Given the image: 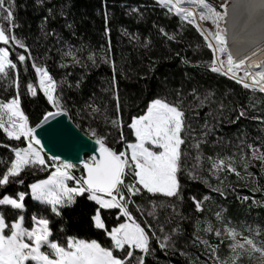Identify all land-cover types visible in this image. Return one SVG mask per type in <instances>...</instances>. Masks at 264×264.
<instances>
[{"label":"snow or ice","instance_id":"6c2138e0","mask_svg":"<svg viewBox=\"0 0 264 264\" xmlns=\"http://www.w3.org/2000/svg\"><path fill=\"white\" fill-rule=\"evenodd\" d=\"M155 2L165 9L166 13L174 14L199 31L206 41L207 48L212 52L209 62L211 72L223 73L245 89L264 93V71L253 72L244 67L247 57L237 60L229 50L227 25L230 0H224L219 5H214L210 0ZM44 3L45 0H36L37 5L42 6ZM17 8L16 0H0V21L3 22L0 23V44L3 45L0 46V77H13L15 86L11 97L0 100V131L8 141L19 144L26 142V146H13L11 143L0 141V148H6L10 153L7 159L0 157V264H147V258L157 251L153 243L165 252L177 251L172 234L162 237L157 235L156 228L150 222L141 221L134 214H143L136 198L148 195L153 209H175V204H165L163 201L157 204L152 197L183 200L181 173L186 172L192 180L199 179L196 165L193 164L189 168L188 161L202 159L200 146L208 142L209 134L217 128L216 123L210 126L208 118L217 120L219 117V122L223 121V102H220L218 110L205 114V123L199 139L194 135L195 130L191 124L186 123V97L181 90H177L174 101L161 96L152 98L145 105L142 114L131 116L125 124L116 85V65L115 61H112L115 117L108 116L105 109L103 120L105 126L118 134L116 142L123 147L117 149L109 145L108 136L111 131L101 134L97 129L89 127V138L94 140L95 147L86 159L73 163L61 156L49 155L37 130L45 125L51 126V120L69 111L62 95L58 93L62 92L64 85L80 88L83 79L77 80L74 85L66 77L57 81L46 65L36 62L37 57L32 54L29 46L15 34V29L19 27L16 22ZM250 8L253 11H264V0H251ZM47 11L51 16L52 9L48 8ZM61 15H64L63 10ZM104 15L107 25L108 13L105 12ZM47 21L48 16L43 17L42 31ZM200 21H210L214 29L201 28ZM64 26L71 29L73 24L66 22ZM160 31L167 35L164 29L161 28ZM44 34L49 35L47 32ZM72 34L75 35L74 32ZM51 35L59 38L55 30ZM170 39L175 40V36ZM9 45L12 48L18 46L24 51L16 53L13 58ZM83 51V46L74 49L69 45L63 56L70 58L73 66L79 64L87 67L77 55ZM87 60L93 65L96 64L95 55L87 56ZM184 62L187 63V60ZM19 65H27L34 72V81L26 83V92L33 98L41 92L50 106V110L46 109L34 126L22 107ZM60 67L67 68L68 64L61 63ZM241 68L244 70L243 76L238 75ZM190 95L194 101H198L195 108L199 109L205 105L211 106L214 93L208 92L201 96L197 89L193 88ZM85 107L90 108L89 115L101 113L99 106ZM191 107L192 102L189 103V108ZM242 117L249 118L248 111L244 108L239 109L234 121L230 117L228 119L237 123ZM250 118L257 120L260 124L259 130L264 131V116ZM125 127L132 137L131 141L125 136ZM246 137L247 133H244L243 137H237L239 143L234 146L238 151L232 155L221 157L217 154L216 157H208L211 161L210 171L216 175L217 180L220 179L219 173L224 172L234 173L238 178L245 180L252 178V182L256 183L249 168L253 166L254 161H259L260 168L264 171V151L261 150L264 144L257 146L248 143ZM189 139L193 141L191 144ZM217 141L222 143L223 137H217ZM183 145H188V148H182ZM189 149L197 150L194 158ZM246 149L251 153L250 158ZM238 165L244 170L243 177L237 170ZM37 172L48 174L46 178L40 179L36 177ZM28 175H31L32 181L26 183L25 177ZM213 190L225 195L219 187ZM259 190L258 187L252 189L254 192ZM29 199L38 202L40 207L30 215L31 226H25L26 214L29 211L26 201ZM190 199L197 210H202L201 200L195 196ZM203 199L207 200L209 197L204 196ZM242 199L248 200L249 197ZM81 207H87V225L95 231L98 238L83 239L66 235L63 242L54 239V228L55 231L65 232L72 214ZM6 210H13L16 213L15 218L9 220L5 214ZM43 212L48 215L42 214ZM108 215L116 217L111 227L107 223ZM147 215L155 216L156 213L149 211ZM160 231L163 232L162 226ZM206 231L212 232L213 229L209 226ZM215 235L221 237L222 232L216 230ZM223 235L231 238L228 245L230 255L223 259L219 256V245H209L208 241H201L199 235L195 236L193 244L200 242L206 250L210 249V255L214 257L213 264H241L244 258L248 259L249 264H264V241L257 243L250 235L237 239L242 233L233 228H226Z\"/></svg>","mask_w":264,"mask_h":264},{"label":"trees","instance_id":"16d2710c","mask_svg":"<svg viewBox=\"0 0 264 264\" xmlns=\"http://www.w3.org/2000/svg\"><path fill=\"white\" fill-rule=\"evenodd\" d=\"M16 3V22L19 27L15 29V34L29 46L32 54L37 57L36 62L46 65L57 81L66 77L74 85L77 80L83 79L80 88L64 85L62 92L58 94L62 95L69 108L67 114L72 122L87 136H90L89 127L97 129L101 134L111 131L108 136L109 145L117 149L123 147L116 142L118 134L105 126L103 120L105 109L108 116L115 117L112 61H115L116 65V85L125 124L131 116L142 114L145 105L152 98L161 96L174 101L177 90H181L186 97V123L191 124L195 130L194 135L199 139L205 123V114L215 112L219 109L220 102H223V121L219 122V117L217 120L208 118L210 126L216 123L217 128L209 134L208 142L200 146L202 159L188 161L189 168L193 164L196 165L199 179L192 180L186 172L181 173L183 200L152 197L157 204L161 201L165 204H175V209H153L148 195L136 198V203L143 210V214L134 213L138 219L150 222L156 228L157 235L162 237L172 234L176 241L175 252L160 250L158 245L153 243L157 251L147 258V264H205V261L207 264H213L214 257L210 255V249L206 250L200 242L193 244V240L199 235L201 241L206 240L209 245H219V256L226 258L230 255L228 245L231 242L230 237L223 235L226 228H233L242 233L237 239L250 235L257 243L264 241V171L260 168V162L254 161L253 166L249 168L256 181L253 183L252 178L245 180L238 178L234 173L224 172L219 173L220 179L217 180L216 175L210 171L211 161L208 159L216 157L217 154L224 157L237 152L234 145L239 143L237 137H243L244 133H247L248 143L257 146L264 144V131L259 130L260 124L257 120L250 118L264 116V93L245 89L240 83L222 73L211 72L209 62L212 52L207 48L206 41L199 31L174 14L166 13L155 0H45L42 6L37 5L36 0H16ZM48 8L52 9L51 16L48 15ZM134 9L138 11H133ZM61 10L64 15H61ZM105 12L108 13L107 25ZM45 16H48V21L42 31L41 21ZM66 22L72 23L73 27H65ZM161 28L167 35L160 31ZM53 30L59 34V38L51 35ZM44 32L49 35L45 36ZM172 36H175V40L170 39ZM69 45L74 49L84 47L83 53L77 55L87 67L79 64L73 66L70 58L63 56ZM9 47L12 48L11 45ZM12 51L14 58L16 53L24 50L17 46L12 48ZM89 55H95V65L87 60ZM61 63H67L68 67L61 68ZM18 68L22 107L34 126L42 113L46 109L50 110V106L41 92H38L35 98L26 92V83L34 81L33 70L27 65H19ZM12 80L13 77H0V100L14 94L15 86ZM193 88L197 89L201 96L208 92L214 93L210 107L205 105L199 109L195 108L198 101H194L190 95ZM190 102L193 104L191 108ZM85 105L99 106L101 113L89 115L90 108ZM240 108L248 111L249 118L242 117L237 123L230 122L228 118L234 121ZM197 112L199 115H196ZM125 136L129 141L132 140L127 127ZM217 137H223V142H218ZM0 141L11 143L13 146H26V142L19 144L6 140L2 131ZM192 142L189 139V144ZM182 148H188V145H183ZM189 150L194 158L197 150ZM261 150L264 151V148ZM246 151L250 158V151ZM9 155L8 149L0 148V157L7 159ZM237 170L243 177V168L238 165ZM47 174L48 172H37L36 177L43 179ZM25 179L26 183L32 181L31 175ZM217 187L225 195L213 190ZM254 187L260 190L254 192ZM192 196L201 200L202 210L194 207L190 199ZM204 196L209 199L204 200ZM245 196L249 199H242ZM26 203L29 211L26 214L25 226H31L30 215L40 206L38 202L30 199ZM149 211H155L156 215L148 216ZM5 214L9 220L14 219L16 215L13 210H6ZM42 214L48 215L47 212ZM87 214V207L78 208L72 214L71 222L66 225L65 232L55 231L54 228L53 238L61 242L66 235L83 239L98 238L95 231L87 225ZM115 221V215H108L107 223L110 227ZM161 226L163 232L160 231ZM209 226L212 227V232L206 231ZM216 230L222 232L221 237L215 235ZM241 264H249L248 259L244 258Z\"/></svg>","mask_w":264,"mask_h":264},{"label":"bare ground","instance_id":"6f19581e","mask_svg":"<svg viewBox=\"0 0 264 264\" xmlns=\"http://www.w3.org/2000/svg\"><path fill=\"white\" fill-rule=\"evenodd\" d=\"M230 2L232 6L229 8L227 25L229 50L237 60L247 57L244 67L253 72L264 71V11H253L250 8L251 0ZM200 25L207 29L201 22ZM258 64L261 67H255ZM243 74L244 70L241 68L238 75Z\"/></svg>","mask_w":264,"mask_h":264},{"label":"water","instance_id":"95a60500","mask_svg":"<svg viewBox=\"0 0 264 264\" xmlns=\"http://www.w3.org/2000/svg\"><path fill=\"white\" fill-rule=\"evenodd\" d=\"M50 125L37 130L49 155H58L78 163L92 154L94 140L84 134L67 113L51 120Z\"/></svg>","mask_w":264,"mask_h":264},{"label":"rangeland","instance_id":"374dc122","mask_svg":"<svg viewBox=\"0 0 264 264\" xmlns=\"http://www.w3.org/2000/svg\"><path fill=\"white\" fill-rule=\"evenodd\" d=\"M231 1V0H230ZM211 3H213L214 5H219L221 3L224 2V0H210ZM232 6V3L230 2L229 3V8ZM207 29L209 28H213L214 29V26L211 25V22L210 21H200ZM226 58V57H225Z\"/></svg>","mask_w":264,"mask_h":264},{"label":"built area","instance_id":"2783aa9c","mask_svg":"<svg viewBox=\"0 0 264 264\" xmlns=\"http://www.w3.org/2000/svg\"><path fill=\"white\" fill-rule=\"evenodd\" d=\"M77 175H79V172H77Z\"/></svg>","mask_w":264,"mask_h":264}]
</instances>
